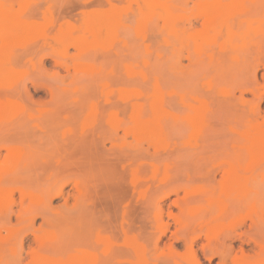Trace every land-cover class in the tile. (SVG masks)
<instances>
[{
  "label": "rangeland",
  "instance_id": "obj_1",
  "mask_svg": "<svg viewBox=\"0 0 264 264\" xmlns=\"http://www.w3.org/2000/svg\"><path fill=\"white\" fill-rule=\"evenodd\" d=\"M0 13V264H264V0Z\"/></svg>",
  "mask_w": 264,
  "mask_h": 264
},
{
  "label": "bare ground",
  "instance_id": "obj_2",
  "mask_svg": "<svg viewBox=\"0 0 264 264\" xmlns=\"http://www.w3.org/2000/svg\"><path fill=\"white\" fill-rule=\"evenodd\" d=\"M5 17H6V16L4 15V18H5ZM2 19H3V14L0 13V21H1ZM8 19H9V18H8ZM10 19H11V18H10ZM102 20H103V19H102ZM3 21H4V19H3L1 22H3ZM12 21H13V20H12ZM6 23H8V22H6ZM6 23H4V24H6ZM8 25H9V24H8ZM10 26H11V25H10ZM16 26H17V25H16ZM2 27H3V25H2ZM2 27H0V28L2 29ZM7 27H8V26H7ZM98 27H99V26H98ZM3 28H4V27H3ZM12 28H13V27H12ZM21 28H23V26H22ZM19 29H20V28H19ZM6 30H7V29H6ZM6 30H5V31H6ZM9 30H11V29H9ZM23 30H24V29H23ZM23 30H22V31H23ZM7 32H8V31H7ZM211 32H212V31H211ZM9 33H10V32H9ZM82 41H83V40H82ZM9 45H10V44H9ZM6 101H7V100H6ZM9 101H10V100H9ZM9 101H8V102H9ZM8 104H9V103H8ZM10 107H11V106H9V108H10ZM193 126H194V125H193ZM193 128H195V127H193ZM15 149H16V148H14V150L12 149V151L15 152V151H16ZM17 150H18V148H17ZM18 152H19V150H18ZM4 198H5V197H4ZM239 264H240V263H239Z\"/></svg>",
  "mask_w": 264,
  "mask_h": 264
}]
</instances>
